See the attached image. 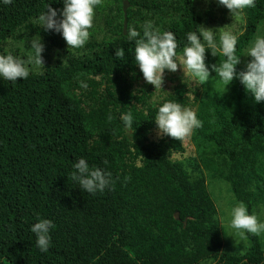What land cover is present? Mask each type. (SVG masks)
I'll list each match as a JSON object with an SVG mask.
<instances>
[{
	"label": "trees",
	"instance_id": "16d2710c",
	"mask_svg": "<svg viewBox=\"0 0 264 264\" xmlns=\"http://www.w3.org/2000/svg\"><path fill=\"white\" fill-rule=\"evenodd\" d=\"M48 3L63 6L62 0L0 5V54L25 57L34 35L57 49L52 56L44 48V67L27 78H0V264H264L258 235L246 234L243 254L222 251L218 210L207 187L208 176L226 182L234 201H244L249 211L264 205V101L243 105L234 88L230 96L201 100L197 90L175 86L163 99L189 106L193 94L202 122L192 135L196 155L186 158L182 141L152 138L155 103L163 100H153L151 86L132 81L139 67L134 42L125 35L128 26L139 30L151 19L175 34L179 54L185 33L197 24L232 23L239 32L235 69L241 71L245 49L264 35V0L244 9L238 24L213 0H100L95 28L77 50L38 26ZM223 59L205 52L206 65ZM209 75L220 79L211 68ZM129 110L132 137L119 121ZM81 156L112 173L114 182L103 192L86 193L71 180V164ZM41 217L54 224L47 252L29 230Z\"/></svg>",
	"mask_w": 264,
	"mask_h": 264
},
{
	"label": "clouds",
	"instance_id": "9594fccd",
	"mask_svg": "<svg viewBox=\"0 0 264 264\" xmlns=\"http://www.w3.org/2000/svg\"><path fill=\"white\" fill-rule=\"evenodd\" d=\"M13 0H0V5H9ZM100 0H62V8L56 9L48 3L37 17L40 29L59 33L68 49H83L89 39V29L93 26L94 9ZM218 6H223L232 17V21H239L246 8L253 7L255 0H215ZM59 13V15H58ZM128 41L134 42L133 57L142 73L145 83L154 87V91L162 89L165 70L175 72L180 66L183 76L202 84L209 79V68L216 76L228 85L234 78L238 79L249 91L254 102L264 101V35H257L245 49L248 57L243 70L236 71L239 62L236 55V44L239 32L234 24L223 27H206L197 24L194 30L185 33L186 41L178 54L177 39L172 31H160L151 19H145L137 27L128 26L126 30ZM45 45L40 35H34L30 40V51L25 57L13 55L8 51L0 54V78L16 81L17 78H27L30 71H39L43 65L42 52ZM206 50L213 56L219 52L224 59L219 63L206 65ZM120 57L123 51H116ZM81 88L87 89L86 81H79ZM155 123L157 136L167 135L179 141L189 137L195 129L201 127V120L194 107L181 104L175 99L154 97ZM107 119H113L111 111ZM133 113L131 110L119 113V121L123 130L132 137ZM70 177L79 188L86 193L94 194L113 183L112 173L105 168L89 165L81 156L71 164ZM264 209V205H261ZM228 226L235 234L244 238L246 234L260 235L264 233V219H260L255 211H249L246 203L236 201L228 210ZM54 227L52 220L38 218L30 225L29 230L35 235V244L41 252H47L51 243L50 229Z\"/></svg>",
	"mask_w": 264,
	"mask_h": 264
},
{
	"label": "rangeland",
	"instance_id": "374dc122",
	"mask_svg": "<svg viewBox=\"0 0 264 264\" xmlns=\"http://www.w3.org/2000/svg\"><path fill=\"white\" fill-rule=\"evenodd\" d=\"M202 2H207L209 0H201ZM215 0H213L214 2ZM125 3V2H124ZM128 7V5H127ZM127 10V8H126ZM237 24L238 22L235 21ZM92 27L95 28L93 25ZM236 27V26H235ZM89 33L91 30L89 29ZM51 42H44L45 49L47 47L51 48L50 52L52 56L55 55L56 46L54 47ZM30 45V44H29ZM49 54V53H48ZM244 56V55H243ZM132 81L138 86H151L154 97H163L166 93L170 92L175 86L179 84H185L189 90H197V94L201 100L206 99L207 97L211 96L212 94H216L219 97H227L232 95L233 88L235 89L234 93H242L241 102L243 105H251L254 102V98L249 91H246L244 86L240 83V81L234 78L228 85L224 86V83L217 78H214L209 75V79L202 84H198L193 80L188 79L187 76H183V72L178 65V68L175 72H169L165 70L164 78L162 82V89L159 92L154 91V87L149 84L145 83L142 73L138 69V71L132 75ZM240 85L243 86V90L240 91ZM190 99V107L195 108V104L193 103V94L188 93ZM193 133L185 138L182 141L185 154L184 157H194L196 155V148L194 146V140L192 139ZM161 136H157L156 130L152 134V138L157 140ZM207 187L209 192L211 193V198L214 200L217 210H218V219L220 224V229L222 232L223 238V247L222 251H227L229 253L234 254H243L247 248V241L246 238H242L239 235L235 234L234 230L228 226V210L230 207L235 203L234 199L232 198V194L230 192V188L228 184L224 181L218 180H211L207 176ZM258 217L260 219H264V209L261 207L255 210ZM260 240L264 243V233L258 235Z\"/></svg>",
	"mask_w": 264,
	"mask_h": 264
},
{
	"label": "water",
	"instance_id": "95a60500",
	"mask_svg": "<svg viewBox=\"0 0 264 264\" xmlns=\"http://www.w3.org/2000/svg\"><path fill=\"white\" fill-rule=\"evenodd\" d=\"M127 2H125L124 4H123V12H124V23H123V26H124V30H125V23H126V21H125V11H126V8H127ZM175 219L178 221L179 220V216H178V214L176 213L175 214Z\"/></svg>",
	"mask_w": 264,
	"mask_h": 264
}]
</instances>
